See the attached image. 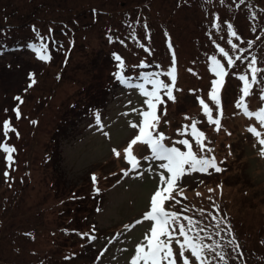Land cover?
<instances>
[{"label":"rangeland","instance_id":"374dc122","mask_svg":"<svg viewBox=\"0 0 264 264\" xmlns=\"http://www.w3.org/2000/svg\"><path fill=\"white\" fill-rule=\"evenodd\" d=\"M251 1L254 4L242 9L244 0H0V142L16 149L10 167L0 150V264H130L136 244L146 245L144 236L150 235L152 222L142 214L149 210L159 182V170L150 171L148 165L159 161H144L150 148L137 142L133 155L141 166L132 169L123 149L138 134L130 123L141 122L139 112L147 110V97L138 88L143 74L159 72L171 82L167 72L173 69L174 100L164 96L158 105L153 134L164 133L169 146L187 138L198 151L190 129L195 120L212 149L206 154L215 156L222 171L186 173L172 193L179 203L165 206L201 221L198 226L210 234L209 244L220 240L209 213L221 221L220 229L230 225L231 232L221 235H237L240 247L236 252L223 249L228 264L242 259L264 263V156L250 131L256 128L264 138V126L255 115L264 107L259 95L264 84L258 82L245 97L254 113L249 117L236 107L243 93L234 74L247 62L227 69L219 93L218 131L207 122L198 99L214 105L208 96L216 79L210 57L221 59L218 43L226 51L231 48L227 37L211 35L216 27L208 31L210 19L217 23L233 16L241 32L250 37L252 32V47L237 44L246 49L243 55L250 53L249 60L256 56L264 68V0ZM244 17L247 25L241 29ZM40 37L48 60L29 47H39ZM23 39L28 43L13 47ZM255 49H261L260 57ZM113 53L124 61L123 69ZM117 73L127 83L114 84ZM4 119L15 129L8 137L3 136ZM185 126L181 135L178 129ZM113 148L121 151L119 158ZM224 221L232 224L225 228ZM208 262L224 264L215 252L208 253Z\"/></svg>","mask_w":264,"mask_h":264},{"label":"snow or ice","instance_id":"6c2138e0","mask_svg":"<svg viewBox=\"0 0 264 264\" xmlns=\"http://www.w3.org/2000/svg\"><path fill=\"white\" fill-rule=\"evenodd\" d=\"M95 11V10H94ZM219 18H217L218 20ZM227 32L232 36L240 39L233 26L227 23ZM213 27L220 28L219 23H214ZM35 31V28L33 29ZM41 44L39 47L35 45H29L36 52L37 56L42 60L50 59L48 54L47 45L43 42V37H40ZM231 44V54L230 51H226L224 47H219L220 53H222V59H226L227 68L234 67L237 62L243 64L247 62L246 67L243 68L242 72H236L234 74L238 75V79L242 82L241 91L242 96L236 101V107L242 108L245 115L251 117L254 115L253 111L249 110V107L244 103L245 97L250 96L254 86L257 83L264 84V68L258 66V58L256 56H251L249 60V54L243 55L246 49L239 46L236 43ZM250 47H252L253 42H246ZM171 47V44L169 45ZM114 58L119 61V67L123 69L124 61L119 55L113 53ZM211 61V71L215 74L216 79L211 81V90L208 93L210 101L214 102V105L210 107L209 103H206L204 99H199V103L202 106L204 115L207 118L209 124H214L217 131L221 125V97L220 90L222 85L225 83V77L229 74L224 63H221V59H217L216 56L210 57ZM144 62L142 61L141 64ZM33 76V74H29ZM144 75V83L139 84L138 88L143 96L147 97L144 100V104L147 110H142L139 115L142 117V121L139 123L132 122L130 127L137 128L138 134L135 135L123 149V158L129 161L132 169H137L141 165L138 158L133 155V146L137 142H143L150 148V155L144 156L142 159L144 161H159L158 164H149V170L156 172L159 170V182L155 190L150 195V208L142 214L143 220H149L150 235L145 234L144 240L147 242L137 243L135 246V253L130 259V264H209L208 253L215 252L224 264H228L226 253L223 251L224 248L231 247L233 252L239 249V244L235 242V236L231 238H226L221 235V232H231V226L228 225L226 229H220L221 221L217 216L209 213L212 220L215 221L214 228L215 236L219 237L220 240H224V244L220 243V240H212V243H206V238H210V234L205 231L204 227L198 226L201 221L194 219L191 216L183 215L177 211H170L166 206V202L169 204L179 203L172 196L173 189L177 186L178 181L186 173L200 172L207 173L209 169H214L216 172L222 171L218 166L215 156H209L206 153L212 151L211 148L204 142L205 133L198 130L196 121L193 120L190 124L191 135L195 138L196 148L198 151L193 150V145L190 143L189 139L182 138L173 143L171 146L166 144L165 134L158 132L153 134L156 130V124L159 122V117L157 115V107L164 102L163 97L166 96L168 99H173V88L176 79L174 69L167 72V76L171 77V82H166L165 79H161V74L159 72H146ZM122 83H127V80L117 73ZM35 83L33 79L29 84ZM145 84H151L152 88L146 89ZM260 99L264 101V90H261ZM16 100L21 101L19 96L15 97ZM129 103H131L129 101ZM7 111V109H5ZM16 118L19 119L21 116L19 107L14 109ZM131 112L136 113L138 110L136 108H131ZM219 113V115H216ZM260 125L264 126V107L260 108L257 113H255ZM96 121L100 123L99 113L96 114ZM35 123V121H33ZM103 127V125H101ZM188 126L183 129H178L181 135L187 131ZM3 136L8 137L10 131H15L13 125L9 119H4L2 121ZM250 131L256 135L258 138V143L260 145L259 152L261 156H264V138L261 137V133L257 131L256 128H251ZM19 135V133H16ZM105 135H108L105 133ZM177 144L183 146L186 150H181ZM0 150L5 154L4 159L10 167L13 161V155L16 151L15 147L6 142H0ZM112 152L118 158L121 156V151L117 148H113ZM121 171L127 172L122 169ZM137 175H140L137 172ZM5 179H9V173L6 170L4 172ZM92 180L95 185L97 178L95 174L92 175ZM97 192L100 191L99 188L95 189ZM209 191H212L209 189ZM182 194V193H181ZM213 207L217 206L213 204ZM201 215H203L204 210H199ZM186 221L187 223H184ZM141 221H137L140 223ZM127 227V226H126ZM82 236H88L89 239H96L95 236L89 233H81ZM178 246V247H177ZM219 249V250H218Z\"/></svg>","mask_w":264,"mask_h":264},{"label":"trees","instance_id":"16d2710c","mask_svg":"<svg viewBox=\"0 0 264 264\" xmlns=\"http://www.w3.org/2000/svg\"><path fill=\"white\" fill-rule=\"evenodd\" d=\"M229 2H230V0H229ZM251 4H254L251 0H244L243 3H240V7H241L242 9H246V8L249 7ZM255 7H256V8L259 10V12H260V5L255 4ZM230 10H231V9H230ZM232 12L234 13V9H232ZM209 19H210V18H209ZM100 20H101V19H100ZM100 20H98V21H96V22H99ZM210 20H211V25H210V26H207V27H208V31H211V26L215 23L214 20H212V19H210ZM96 22H95V23H96ZM225 22L230 23V24L233 26V30H235V31L237 32L238 37L240 38L239 40H238L237 38H235V37H232V36L227 32V24H226ZM217 23L220 24V28H215L213 32L211 31V35L216 36V38H219V37H227V38L229 39V41H231L232 43H236V44H237V40H238L240 43H241V42H245V46H244V47H247V46H248V44L246 43L247 41H252V42H253V33H252V32L250 33V34H251V37H250V36H246L247 33L241 32V30H240V29L237 27V25L235 24L233 16H232V17H229V19L226 18V20H219V21H217ZM239 24H240V28H241V29L246 28V25H247L246 17H244V18L239 22ZM108 38H109V37H108ZM210 40H211V38H210ZM24 41H25L26 43H28V40H27V39L16 40V41H15L16 44H14L13 47H18V46L22 45V44L24 43ZM215 42H216V41H215ZM216 45H217V42H216ZM218 45H219V43H218ZM252 45H253V44H252ZM219 46H220V45H219ZM11 47H12V46H11ZM11 49H12V48H11ZM230 49H231V48H230ZM255 50H256V52H258V56L260 57L261 49H260V50L255 49ZM253 52H254V51H253ZM253 52H252V53H253ZM230 54H231V52H230ZM221 59H222V57H221ZM222 62H224L225 66H226V68H227V65H226V59H222ZM238 66H239V62H237V64H236L234 67H232V68H227V69H228V70H230V69L235 70V69H238ZM112 81H113V83L115 84L116 82L120 81V78H119L118 76H112ZM222 221H223V219H222ZM228 224H232V223H228V222H226V221L223 222V225L225 226V228L227 227ZM237 238H238V236L236 235L235 240H236ZM262 242H263V241H262ZM242 258H243V257H241V259H242ZM239 264H252V263L245 262L244 259H242V260L240 261ZM253 264H258V260H257L255 263H253ZM262 264H264V263L262 262Z\"/></svg>","mask_w":264,"mask_h":264}]
</instances>
